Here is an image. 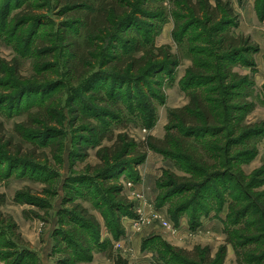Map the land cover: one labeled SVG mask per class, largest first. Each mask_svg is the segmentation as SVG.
I'll list each match as a JSON object with an SVG mask.
<instances>
[{"label":"rangeland","instance_id":"obj_1","mask_svg":"<svg viewBox=\"0 0 264 264\" xmlns=\"http://www.w3.org/2000/svg\"><path fill=\"white\" fill-rule=\"evenodd\" d=\"M101 1L120 17L112 26L106 20L95 26L98 40L88 34ZM185 1L156 0L164 13L156 21L137 10L136 0H0V264H115V255L130 264H183L188 260L180 250L197 249L201 263L206 250L214 258L223 247V264H264V238L256 235L237 247L231 240L236 233L240 243L251 216L230 222L235 197L250 204L241 185L252 198L264 192L262 0H221L237 18L231 33L256 48L248 56L254 65L237 61L233 71L252 79L248 100L255 108L242 126L258 133L232 147L227 168L206 187L201 168L144 144L149 136L162 139L169 111L189 99L184 82L192 54L173 34L176 21L190 15ZM132 15L140 21L132 28L135 37L149 36L144 30L150 22L160 25L151 33L155 45L170 47L181 57L179 65L159 64L148 76L124 82L112 55L127 56L133 41L127 47L109 37L115 23ZM203 19H196L189 35L205 34L202 47L216 54ZM51 97L54 112L39 111ZM109 104L121 110L109 112ZM5 139L12 143L6 146ZM139 154L145 155L143 162H137ZM195 207L205 210L197 221L191 215ZM180 208L185 210L178 216ZM117 211L124 214L120 220ZM82 217L90 227L97 225L85 233H99L90 252L68 249L66 243ZM107 221L124 234L116 238Z\"/></svg>","mask_w":264,"mask_h":264},{"label":"trees","instance_id":"obj_2","mask_svg":"<svg viewBox=\"0 0 264 264\" xmlns=\"http://www.w3.org/2000/svg\"><path fill=\"white\" fill-rule=\"evenodd\" d=\"M137 1L139 3L137 10L147 20L157 21L164 16L163 10L156 0ZM185 3L190 10V15H183L182 19L180 17L181 21H176L173 34L177 42L186 41L185 46H187V50L192 54L193 65L187 69L184 82L186 89L189 90L187 91L189 102L184 107L174 108L169 111V123L166 126L167 131L164 138L158 139L154 136H149L144 144L149 149L161 152L171 158L189 160L201 168L198 169L204 176V182L201 185L205 184L203 187H206L210 185V181L213 178L219 176V170L227 168L225 167V161L230 159L232 147L236 144H244L246 140H249V138L258 133L255 131L250 132L249 127L242 126L245 117L255 108L254 103L248 100L252 92L251 87H253L252 79L248 75H242L233 71V64L237 61L254 65L248 56L252 51H256V48L250 47L242 37L231 33V27L236 25L237 18L230 4L221 0H217L215 6L211 4L210 0H186ZM100 5L99 15L95 18L93 17L94 19H92L90 24L93 29L92 32L95 34L91 32L88 34L92 39L96 38L98 40L99 37H97L94 31L95 26L105 23V20L112 26L115 17H120V14H116L114 11H111V8L103 5L102 1ZM259 10L261 11V15L264 16V0H262ZM132 16L128 21H125V18L122 17L115 23V29L109 37L110 40L114 39L118 43L123 40L126 41L127 47L133 41L131 43L133 46L130 54H127V56L118 53L112 55L115 67L122 69L124 82L127 83L132 78L142 79L144 76H148L153 69L159 67V64L171 69L179 65L181 57L178 54H174L170 47H158L155 45L154 37L153 35L151 36V33L155 29L159 31L160 25L155 23L156 21L150 22L147 24L146 30H144L145 33L149 32L150 37H144L143 35L135 37L132 28H136L140 21L136 15ZM202 18H204L205 24H209V32L216 40V54L208 52L202 47L206 44L205 34L196 32L194 35H189L191 28L196 24V19L201 20ZM130 34V37L127 36ZM132 36L135 40L132 39ZM72 46L75 45H71V49ZM75 50L76 48H74ZM155 52L158 54H155ZM160 57H164L163 60H159ZM107 62L110 64L112 61ZM141 70L144 72H141ZM161 70L163 69L161 68ZM143 74L145 75L143 76ZM230 80L231 82H229ZM214 84L218 86L215 87ZM98 98L100 102L107 103L104 97L100 96ZM54 102V98L51 97L46 106H41L39 111L53 113L54 110L51 107H53ZM109 106V112L121 110V107L116 104H109ZM2 131L3 124L0 122V140L3 139L1 135ZM223 141H225L224 145ZM5 142L7 146V144L10 145L12 143V140H6ZM144 159V154H139L136 157L137 162H143ZM241 188L245 190L246 195L249 197L248 203L250 202V204L244 206L246 199L242 195L235 197L230 204V222L232 224H240V220L246 216L248 218L251 216L252 219L249 218L250 220L245 221L246 227L243 229L244 234L240 243L236 240V233L235 238L231 237L236 247L242 243L245 245L256 235L264 238V201L262 203L255 202L258 199H264V192L252 198L248 195L249 189L244 185H241ZM236 189L239 188L236 187ZM201 195L206 200L203 192ZM182 210L184 211L185 209L180 208L178 213L177 209L176 214H182ZM254 210L256 213H253ZM191 212L193 219L197 221L199 217L204 215L203 212L205 210L204 207H195L192 208ZM117 214H119L118 220L124 215L120 212ZM177 215H175V220ZM88 222L82 217L78 220V225L74 227L75 229H71L70 235L65 232L69 236L66 239L68 249L73 246L76 251L83 248L82 250L90 252L92 245H96L94 241H99V233H96L97 235L95 233H90V235L89 233H85L89 230L88 228L97 226L96 223L95 225L90 223L92 226L90 227ZM109 230L113 232L116 238L124 234L123 229L112 228L110 224ZM180 252L182 256L186 257L185 260H188L183 264H223L226 258V248L224 247L220 249L214 258L206 250L205 260L201 263L196 260L199 257L198 249L194 252L184 250H180ZM113 254L110 253V256L112 257ZM85 259V257H82V260ZM90 259L91 256L87 260ZM113 260L115 264H130V261L122 255L113 256ZM68 263L71 262L69 261Z\"/></svg>","mask_w":264,"mask_h":264},{"label":"crops","instance_id":"obj_3","mask_svg":"<svg viewBox=\"0 0 264 264\" xmlns=\"http://www.w3.org/2000/svg\"><path fill=\"white\" fill-rule=\"evenodd\" d=\"M188 102H189V99H188ZM188 102L186 103V105L188 104ZM165 136V135H164ZM164 136H162L161 138H164ZM157 212H159V214H162L160 213V211L157 210ZM183 222L187 223V220L185 219ZM210 222H213V223H216V220H212ZM184 224V223H183ZM188 225V224H187Z\"/></svg>","mask_w":264,"mask_h":264},{"label":"built area","instance_id":"obj_4","mask_svg":"<svg viewBox=\"0 0 264 264\" xmlns=\"http://www.w3.org/2000/svg\"><path fill=\"white\" fill-rule=\"evenodd\" d=\"M165 226H166V227H170L171 225H170V223L165 222Z\"/></svg>","mask_w":264,"mask_h":264}]
</instances>
